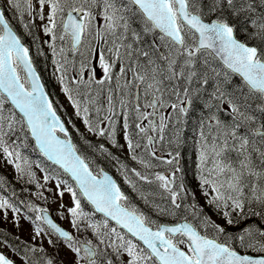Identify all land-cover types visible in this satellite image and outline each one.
Returning a JSON list of instances; mask_svg holds the SVG:
<instances>
[{
	"label": "snow or ice",
	"instance_id": "1",
	"mask_svg": "<svg viewBox=\"0 0 264 264\" xmlns=\"http://www.w3.org/2000/svg\"><path fill=\"white\" fill-rule=\"evenodd\" d=\"M7 9L30 35L35 20L43 22L46 43L58 57L53 62L62 90L87 131L122 147L116 140V124L122 119L131 159L146 169L153 165L136 150L156 157L154 145L165 140L173 121L169 144L179 147V125L199 108L200 190L221 222L198 203H183L187 192L182 179L177 184L179 151L169 152L171 159L163 161L177 165L169 175L119 165L134 190L129 171L141 182H158L168 205L150 201L143 192L140 198L161 215L176 217L172 224L152 220L103 168H93L57 114ZM68 54L79 56L78 77L70 82L67 65L75 63ZM93 59L102 79L91 67ZM236 76L239 83L233 82ZM132 126L139 137L135 143ZM29 138L33 150L56 166L49 170L36 163L45 183L53 180L60 197L65 192L72 196L73 206L61 205L58 215L69 214L76 234L56 224L47 208L20 201L35 214L34 220L25 217L33 225L32 239L47 237L56 250L52 255L43 246L25 244L23 264H61V247L72 253V264H264V0H3L0 152L14 164L19 179L41 189L32 163L19 151L29 146ZM84 144L111 155L104 144L93 145L86 138ZM65 174L69 179H61ZM34 195L47 199L43 191ZM82 200L92 212L84 211ZM9 210L19 226L21 208L0 195L5 220ZM97 213L102 220L95 219ZM250 217H259L260 225L241 226ZM85 232L90 238L77 235ZM0 264L16 261L0 251Z\"/></svg>",
	"mask_w": 264,
	"mask_h": 264
},
{
	"label": "trees",
	"instance_id": "2",
	"mask_svg": "<svg viewBox=\"0 0 264 264\" xmlns=\"http://www.w3.org/2000/svg\"><path fill=\"white\" fill-rule=\"evenodd\" d=\"M6 15L8 17V19L13 22L12 20V16L10 13V10H6ZM27 16L25 17V21H27ZM38 20H35V27L32 29V34L30 35L27 31V33L25 34L26 37H24L25 41L30 44V46L33 48L32 44L34 42L40 41L39 40V34H38ZM13 24H15L13 22ZM16 25V24H15ZM18 25V24H17ZM18 27V26H17ZM23 31V26L22 24H20V28H18V31ZM25 30V29H24ZM243 38V37H241ZM252 44H256V41H252ZM45 66L48 67L49 65V60L47 57H45ZM35 62L36 65L38 66L44 81L46 83L47 88H49V90H52V86L50 85V82L48 81L45 71L42 68V63L39 62V60L37 58H35ZM52 79V78H51ZM53 82V80H52ZM233 82L234 83H239V77H233ZM73 88H75V85L72 84ZM54 87V86H53ZM101 100H103V97L101 98ZM55 105L57 107V109L59 110V112L62 114V116L65 117V113L60 105V103H58V101H54ZM201 115V112L198 108V112H193L189 117L184 118V122L183 124L179 125L180 129H181V143L180 146L177 147L174 144V147H172L173 151H179L180 152V157H179V168L181 169V179L185 185L186 188V192H187V196L186 198L183 200L184 204H188V203H198L199 206H203L204 208V212L206 215L211 216V214L214 212L215 210L212 209L210 206H207L205 203V199H203L202 195H201V190H200V181H199V173L197 171V140H198V129H197V121L199 119ZM227 117V113H224L222 118H226ZM174 130V127H171ZM73 138L75 143L77 144L78 148H80L81 152L86 155L93 163H92V167L93 168H110V159H112L113 157L118 158L117 156H115L113 153L117 154L116 151V147H113L112 143L109 142V140L106 137H99L95 134H87L86 135H81V133H76V132H72ZM82 137V138H81ZM171 139L172 140L173 134L171 133ZM87 139L90 143H92L93 145H99V144H104L106 148H108L109 153H111V155H107V154H102L99 151H96L94 149H88L87 146L84 144V139ZM32 141L31 138H29V146L27 147H21L19 149V151L22 153V156L27 157L29 162L32 163V167L36 170L35 173L38 174L40 173L39 170H41V168L36 167V163L39 162L42 168H47L49 170H52L53 168H55L56 166L52 165V163H50L46 158H44L41 154H39L37 151L33 150L32 145ZM121 156V155H120ZM34 157V160H33ZM111 163L114 165L113 160H111ZM113 167V166H112ZM114 168V167H113ZM112 170V169H110ZM114 174L116 175V177L118 179L119 175H117V173L113 171ZM53 175H55V172L52 173ZM62 177H64L65 179H69L68 176L62 175ZM70 182V180H69ZM146 184V182H145ZM123 185V183H122ZM151 185V190L154 191L155 193H159L162 191V189L159 188L158 182H155L154 184H150ZM124 186V185H123ZM35 187V183H28L27 182V178L25 179H19L18 177L12 176L11 174L8 173H3L2 170H0V195L5 196L6 198H10L12 202L16 203L22 210H28L23 204H20V201H35V203L38 206H42V207H48L47 204L42 203L39 198L37 199V197L34 195V193H36L37 191H43V190H37ZM126 187V186H125ZM125 192L126 195L130 198L131 202L133 204H135L136 206H138L142 211H144L145 213H147L148 211H150V206L143 203V205L139 206V202H141V200L138 202V200L135 199V197L137 195H135V193H131L127 188H125ZM44 192V191H43ZM13 193H15V195H13ZM44 194H49V193H44ZM163 199H165V197H163ZM83 201V200H82ZM155 203L158 204L157 201H155ZM169 204L168 199L162 203H160L161 206H166ZM82 205H85L84 211L86 212H92L93 210L90 208V206L83 201ZM50 208V207H48ZM51 209V208H50ZM157 222H161V221H166V220H177L176 217L174 216H170V215H161L160 213H158V216L156 215ZM96 220H102L103 217L102 216H95ZM221 222V221H220ZM248 224H252V225H256L259 226L260 225V218L259 217H250L249 219L243 221L241 226H247ZM236 229L230 228L229 231H235ZM84 236H86L87 238H90V236L88 235L87 232L85 233H81ZM0 238H2L4 241H6L11 247L12 249H16V250H20L19 254L22 256L23 255V248L25 246V244H27L26 242L22 241L21 239H19L15 234L7 232V231H3L0 232ZM17 252V251H15ZM59 261L61 262V259L58 257Z\"/></svg>",
	"mask_w": 264,
	"mask_h": 264
},
{
	"label": "rangeland",
	"instance_id": "3",
	"mask_svg": "<svg viewBox=\"0 0 264 264\" xmlns=\"http://www.w3.org/2000/svg\"><path fill=\"white\" fill-rule=\"evenodd\" d=\"M33 3L35 4V0H33ZM9 10H10L13 21L16 24H18V27L20 28V23L18 22L17 15L13 12V10H11V9H9ZM45 11H47V9H45ZM42 24H43V22L40 21V33H41L40 39L42 40L43 45H42V43H40V41L34 42L36 55L40 58V62L43 65L42 66L43 69L44 70L47 69L46 71L48 72V74L51 75L52 78L54 79V81L56 80L55 82L58 83V86H57L58 96L60 97V102L63 104L64 110H66V112H67V118L69 119L70 124L72 125V127L75 131H77L78 133H81V135H83L82 133L87 132L86 126L83 124L82 118L76 116L75 110L73 109L71 102L68 100L67 95L62 90L63 85L59 81L60 73L56 71V66L53 62L54 59H58V57H55V58L53 57L51 49L49 47V43H46V41H49V39L45 38L46 34L43 33V31H42ZM21 31H22V29H21ZM23 33L26 34L27 31L23 29ZM43 46L46 48V50H47V52L50 55L51 60H52L51 71L48 69L47 66H45V61L43 59V52H44ZM68 57H72V58L76 59L77 61H79L78 55L68 54ZM91 67H94L96 69L97 74L102 73V70L99 68L98 60L93 59L91 61ZM75 70H76V72H79V64H78L77 68L73 67L70 69V71L72 73L75 72ZM21 75L23 76L24 72H21ZM67 77H68V75L66 74V78ZM195 112H198V108L196 109ZM174 124H175V121H173V124H170L169 128L165 132V140H164L165 143L169 142V140L171 139V137H170L171 133L172 134L174 133L173 128H171V127H174L173 126ZM105 126H107V125L105 124ZM116 128H117L116 140L118 141V144L121 145L122 147H117L114 145H113V147H116L117 154H120L123 157V159L126 160V162H121V161L117 160L116 157H113L112 159H110V165H111L110 169H112V170L116 169L117 170L118 175H120L122 177V180L127 184V186L130 189L133 190V193L137 194V196L135 198H136V200H138V202L141 200V202H139V204H138L139 206H141V205H143L144 201L140 198V192H143V191H142L141 187L137 184L139 182V179L137 177H135V175L133 173H131L130 171L127 173L129 179L132 180L136 184V189H138V191H137V190L133 189L131 184H129L125 181L124 176L121 174V171L119 170V165L122 163V164L126 165L128 169L135 168V169H137V171H140L142 173L163 172L166 175H169L175 170L176 164L174 163L172 165H169V164L163 162V161H166L168 159H171V157L169 156V154L166 155L164 152H162V144L164 143V141L160 142L158 140L157 143L154 145V149L157 153L156 157L150 156L148 153L144 152L142 149L136 150V154L138 156L144 158L145 160H148L153 165V167L151 169H146L138 161H133L131 159V153L127 149V141L123 138L122 119H118L117 124H116ZM130 128L133 131L132 137H133V141L135 143L137 140V137H138L137 136V130L134 128V126H132ZM143 142H146V141H142V143ZM119 158H120V156H119ZM111 160H113L114 165L111 163ZM0 166H3L6 173L11 172L13 175V172H14V170L12 168V167H14L13 164L11 166V164H9L7 162V157H3L1 155V153H0ZM32 171L35 172L36 170L34 168H32ZM176 175H177V184H178L181 182V179H180L181 177H179L178 173ZM14 176H16V175H14ZM36 181H38L40 184L43 185V188H41L39 190H43L44 193H49L48 195L44 194L47 197V199H39V200L42 203L47 204V206L51 208L50 211L54 215H56L59 218V220L65 224V226L67 228L71 229L69 214H67L65 212L64 218H61L60 215H58V210L60 209L61 205H65L66 207L73 206L71 194L68 192H65L63 197H60L58 195L56 188H55V182L53 180H49L47 183H45V181L43 180V174L42 173L36 174ZM153 182H155L154 178H153ZM33 188H36V186ZM49 190H51V191H49ZM143 193L145 195L149 196L150 201H154V202L157 201L158 204H160L159 201L163 200L161 197H165V199H167V196H164L166 194V192L164 190H162L159 194H157L151 190V185L148 184L147 182H146V190ZM149 194H151V195H149ZM32 202L35 203V201H32ZM147 205L150 206V208H151L150 211L154 213L153 217H155L156 216L155 214H158L159 212L155 211L151 204H147ZM13 216H14V214L9 210L7 213V219L5 220L3 218L4 213L2 211H0V228L2 229V231H9V232H12L13 234H16L19 239L24 240V242H26L27 244L36 245V246H43L46 249L48 254H52V255L56 254V250L53 249L52 246L47 244V237H44V238H41L38 240L32 239L33 225L29 222L28 219L25 218L26 216H24L23 214L20 213L21 218L19 221V226L14 225ZM211 218L213 220H216L217 222H220V217L217 216L216 214H214ZM88 235L90 236L89 233H88ZM0 249L3 250V252H5L10 258L15 260L18 264H23L21 257L18 254H16L8 245H5L3 243V241H1V240H0ZM58 257L61 258L62 264H72L73 255L66 248H63V247L60 248Z\"/></svg>",
	"mask_w": 264,
	"mask_h": 264
},
{
	"label": "water",
	"instance_id": "4",
	"mask_svg": "<svg viewBox=\"0 0 264 264\" xmlns=\"http://www.w3.org/2000/svg\"><path fill=\"white\" fill-rule=\"evenodd\" d=\"M33 66H34V64H33ZM38 72V71H37ZM39 74V73H38ZM41 83H42V80H41ZM43 84V83H42ZM45 88V87H44ZM46 91V90H45ZM49 98H50V96H49ZM51 99V98H50ZM58 114V113H57ZM59 115V114H58ZM62 119V118H61ZM104 171H106V170H104ZM110 176H112L108 171H106ZM113 177V176H112ZM113 179H114V177H113ZM115 180V179H114ZM116 181V180H115ZM118 184V183H117ZM49 215H50V213H49ZM50 218H52L53 219V217L50 215ZM53 221L56 223V224H58L54 219H53ZM59 225V224H58ZM60 226V225H59Z\"/></svg>",
	"mask_w": 264,
	"mask_h": 264
},
{
	"label": "bare ground",
	"instance_id": "5",
	"mask_svg": "<svg viewBox=\"0 0 264 264\" xmlns=\"http://www.w3.org/2000/svg\"><path fill=\"white\" fill-rule=\"evenodd\" d=\"M139 186L141 187V189H142L143 192L146 190V184H145V182H139Z\"/></svg>",
	"mask_w": 264,
	"mask_h": 264
}]
</instances>
